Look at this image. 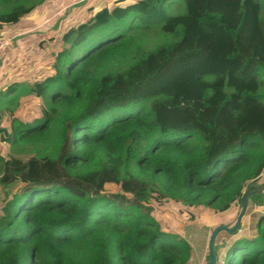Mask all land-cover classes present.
I'll list each match as a JSON object with an SVG mask.
<instances>
[{"label":"trees","instance_id":"obj_1","mask_svg":"<svg viewBox=\"0 0 264 264\" xmlns=\"http://www.w3.org/2000/svg\"><path fill=\"white\" fill-rule=\"evenodd\" d=\"M60 43L39 115L0 110V264H189L183 228L233 223L251 184L255 233L219 262L264 264V0H116Z\"/></svg>","mask_w":264,"mask_h":264},{"label":"rangeland","instance_id":"obj_2","mask_svg":"<svg viewBox=\"0 0 264 264\" xmlns=\"http://www.w3.org/2000/svg\"><path fill=\"white\" fill-rule=\"evenodd\" d=\"M37 5L33 7V10L21 17L20 21H18L15 25L4 27L0 29V41L7 38L6 33L8 31L12 32H23L27 30V27L34 26L39 21L41 22L43 18L50 16L49 22L44 25V27H40L38 30H34L32 32L21 33L18 35V39L15 44L17 45V50L9 51V50H0V54L3 55L4 60L8 61L4 63L3 67H0V93L2 89L4 90L6 87L12 86L14 84L18 85V89L14 95L7 97V94L2 91L0 95V110L2 107H8L11 110L16 112V116L21 120L30 121L31 118H35L39 115V110H42L44 107L43 101L40 99L32 98V96L25 95V84H32L35 81L39 80L43 73L39 70V64H43V54L46 51V61L49 60L51 52H58L61 47L60 37L64 32L75 26V24L79 22H85L89 18L93 17L96 14V11L100 9L102 6L111 7L114 5L116 0H34ZM137 0H126V6L132 7V4L136 3ZM129 2H133L131 5ZM26 5L30 4L25 2ZM123 4V3H122ZM125 5V4H124ZM180 11H182V5L180 7ZM1 12L5 13L8 11L7 4H2L0 7ZM178 12V11H175ZM54 14V15H53ZM29 33H32L28 35ZM15 39L12 38L8 40L9 45L13 44ZM43 40L45 44V48L40 50L38 48L37 43ZM89 48V45L81 46L77 53H83L85 49ZM18 56V57H11ZM21 57L22 60H18L16 58ZM5 87V88H4ZM53 88L50 89L47 94L52 92ZM9 102L14 104H9ZM45 108V107H44ZM26 112L25 116L23 113ZM0 152L4 154L6 157L11 153V149L8 145H5L0 141ZM63 179H65V175L63 174ZM110 175H106L102 181V187L108 190ZM263 180L259 181V183ZM101 189V188H100ZM103 190V189H101ZM263 198V196H262ZM262 198L257 194L250 197V200L256 205L262 203ZM250 202V201H249ZM166 207V206H165ZM256 206L252 207L249 205L247 208V213L242 220L241 228L235 235H228L226 233H222L220 237H223L221 242H227V245L230 244L236 238L248 237L255 233L254 226L257 220L254 217V212ZM231 210H235V206L231 208ZM229 210V211H231ZM167 212V217L172 218L173 216H178L177 209L173 208V206L166 207L164 209ZM180 218H177L179 221L186 220V218L190 215H183L184 213L180 211ZM215 220V219H214ZM224 217L222 216L219 221H223ZM215 222V221H213ZM179 226V225H176ZM184 226V225H182ZM180 226V227H182ZM179 228V227H178ZM212 225H209V228H204L198 225H189L183 228L182 236L184 234L186 237V241L191 247H195L196 241L200 236L198 232H202L206 230L209 235L212 231ZM179 233V232H178ZM185 238V237H184ZM219 239V238H218ZM231 239V240H230ZM220 259V256H219ZM192 261V259H191ZM190 261V263H191ZM221 261V260H220ZM189 263V264H190ZM220 264V262H219Z\"/></svg>","mask_w":264,"mask_h":264},{"label":"crops","instance_id":"obj_3","mask_svg":"<svg viewBox=\"0 0 264 264\" xmlns=\"http://www.w3.org/2000/svg\"><path fill=\"white\" fill-rule=\"evenodd\" d=\"M49 19H50V16H47V17L43 18V20L41 22L39 21L34 26L27 27V30H25L23 32H12V31L5 32L6 35H7L6 36L7 38H5L2 41H0V50H2V49L9 50V51L17 50V45L15 44V42L19 38L18 37L19 34L26 33V32H32L34 30H38L40 27H42V26L44 27V25L47 24V22H49ZM10 26H13V25H10ZM4 27H9V26H1L0 25V29H3ZM30 34H32V33H29L28 35H30ZM12 38H14L15 40L13 41L12 45L11 44L9 45L8 40H10ZM41 42H44V41L40 40L38 43H41ZM38 43H37V45H38ZM11 57L13 58V57H18V56H11ZM16 59L22 60L21 57L16 58ZM8 61H10V60H8ZM8 61H5L3 55L0 54V67H3L4 63H7ZM43 64H39V65H42L43 69H44V68H46V66L43 65ZM261 179H264V176ZM198 234L200 236L198 237L197 241L195 242L196 243L195 247H191L192 261H191L190 264H205V257H206V255L208 253L207 243H208V239H209V233L206 230H204L202 232H198ZM221 234H219V236L217 237V240H216L217 243L223 239V237H220ZM184 237H185V239L188 238V237L185 236V234H184ZM228 245H227V242H226L225 246L218 250V253H219V256H220V260L225 255V252L227 250V246Z\"/></svg>","mask_w":264,"mask_h":264},{"label":"water","instance_id":"obj_4","mask_svg":"<svg viewBox=\"0 0 264 264\" xmlns=\"http://www.w3.org/2000/svg\"><path fill=\"white\" fill-rule=\"evenodd\" d=\"M250 187L254 188V191H246L242 195L239 201V212L235 217L233 223L217 225L210 233L207 250L208 253L205 257V264H218L219 263V253L218 250L225 246V242L217 243V237L221 233H226L228 235H233L235 232L239 231L241 228L242 220L247 213L248 199L258 192V185L251 184Z\"/></svg>","mask_w":264,"mask_h":264},{"label":"built area","instance_id":"obj_5","mask_svg":"<svg viewBox=\"0 0 264 264\" xmlns=\"http://www.w3.org/2000/svg\"><path fill=\"white\" fill-rule=\"evenodd\" d=\"M264 176V167H263V171H262V177Z\"/></svg>","mask_w":264,"mask_h":264}]
</instances>
